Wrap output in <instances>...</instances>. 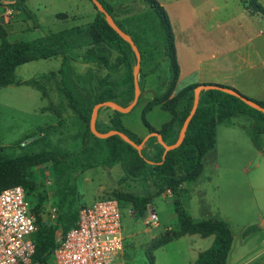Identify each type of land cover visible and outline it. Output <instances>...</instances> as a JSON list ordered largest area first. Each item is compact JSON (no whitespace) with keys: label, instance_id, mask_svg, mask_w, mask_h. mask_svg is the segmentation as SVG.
Wrapping results in <instances>:
<instances>
[{"label":"rangeland","instance_id":"1","mask_svg":"<svg viewBox=\"0 0 264 264\" xmlns=\"http://www.w3.org/2000/svg\"><path fill=\"white\" fill-rule=\"evenodd\" d=\"M156 1L165 4L164 10L171 23L179 54L178 64L182 75L176 92L195 82L216 84L207 82L219 80L221 73L215 70L212 61L207 62L206 55L212 49L220 51L224 29L235 31L237 24H241L240 32L233 40L243 44L238 52L239 55L244 53L243 58L248 50L245 44L250 46L248 37L257 45L264 39V36L254 39L257 32L264 30V23H253L245 14H241L237 10V0ZM124 4L128 10H113L112 16L114 14L113 18L139 46L137 49L142 58L138 80L142 90L150 73L158 72L148 79L150 88L143 90L136 106L129 113L121 115L123 125L144 139L149 133L141 121V113L152 97L161 98L164 95L170 78L169 63L163 59V34L153 11L139 0H124ZM213 7H216V11L210 10ZM229 13L235 16V20L226 19ZM60 14L75 16V19L69 18L64 22L56 18ZM95 15L96 11L89 0H0V26L11 43L31 42L47 33L82 26L91 23ZM225 21L223 26L221 22ZM74 42L80 46V54H83L84 46L89 41L76 38ZM111 55V64L117 67L108 78L117 82V87L111 89V95H126L122 106H127L133 98V92H127L133 84V73L116 63L118 53L112 52ZM236 56L231 55L230 59L235 60ZM252 57L259 58L253 54ZM237 65L245 70L241 61ZM60 66L59 58L21 65L16 68L14 77L28 83L0 89V147H4L1 153L3 157L14 158L41 151H54L63 156L80 150L82 130L78 126L82 122L67 107L64 96H59L57 82L48 80L51 73L57 75ZM74 72L79 78L87 79L86 87L92 93L96 91L97 82L107 74L104 68L95 65L87 69L78 66ZM254 77L250 85L262 92L263 97L258 93L251 100L264 103V85H259L264 75L257 72ZM178 109L183 117L187 109L186 100L180 103ZM112 114L111 109L101 108L97 125L109 124ZM169 119L170 114L159 109L146 115L148 123L156 127ZM257 128L263 129L264 122L256 119L253 113L236 116L218 125L215 148L203 157V170L199 178L155 197L141 218L135 217L130 203L122 201V264H194L197 253L210 248L212 237L202 239L192 235L155 249L160 241L174 233L175 209L183 210L196 222L219 220V217L227 220L236 236V245L241 238L242 228L247 225L252 224L250 229L256 230V234L264 238L261 224L257 221L259 216H264V131L258 132ZM178 131L179 127L176 126L174 134ZM33 139L38 140L30 142ZM173 143L174 139L168 145ZM143 154L157 160L159 149L150 142ZM76 166V160L72 159L66 163H46L27 172L28 179L33 183L29 197L34 205L39 206L38 228L44 235L53 231L55 239H58L71 224L74 213L99 197L124 193L144 196L151 184L150 180L143 183L130 180L119 182L123 176L119 166L94 168L81 174L75 172ZM53 209L55 211L51 212ZM150 210L158 218L156 227L145 224ZM52 215H56L57 219L53 220ZM261 252L262 249L257 251ZM150 257L153 258L151 262ZM228 264H264V259H229Z\"/></svg>","mask_w":264,"mask_h":264},{"label":"trees","instance_id":"2","mask_svg":"<svg viewBox=\"0 0 264 264\" xmlns=\"http://www.w3.org/2000/svg\"><path fill=\"white\" fill-rule=\"evenodd\" d=\"M98 1L105 11L109 15H112V6L105 0ZM140 1L145 3L153 11L159 22L164 38L163 56L169 63L170 70V78L164 95L161 98L155 96L146 104L141 113V121L149 134L156 133L161 135L163 142L168 144L172 139H174V142L177 140L183 122L193 105V91L198 84L186 86L173 95L179 76V65L177 62L174 35L168 15L156 0ZM93 8L96 11V16L92 23L68 31L47 33L42 38L31 42H9L6 32L0 26V89L12 84L19 85L14 78V72L17 67L34 61L60 57L61 66L58 73L60 76L61 93L67 101V107L80 118L84 125V131L81 136V148L76 153H66L60 156L54 151H41L34 154L9 158L1 155L4 147H0V192L16 186L23 187L31 203V211L36 217L37 225L39 223V206L34 205L29 197L28 192L33 187V183L27 177L29 169L50 162L66 163L72 159H75L77 162L75 172L78 174L99 167L111 169L119 166L123 173L119 182L130 180L132 182L143 183L150 180L151 184L149 189L144 196L124 193L103 197L116 199L121 209L122 201L130 203L133 207L135 217L141 218L155 197L166 191L178 188L184 182H195L199 178L203 170V157L215 148L216 127L219 123L249 113H253L256 119L263 120L264 122L263 113L247 106L240 99L220 91L209 90L200 92L196 113L187 127L182 144L178 148L167 152L164 158V149L158 143L156 137L149 138L144 143L140 152L125 143L118 136H112L106 139L95 137L89 127L93 107L105 101H112L122 106L123 99L126 97V95H111V89L117 87L116 81L108 80L109 74L114 73L111 71L117 68L114 64H111L112 52L118 53L115 59L116 63H120V65L126 67L131 73H133V68L136 64V56L130 45L125 43L109 27L104 15L97 11L94 5ZM251 8L264 16V9L256 3V0H252ZM24 10L26 11L25 7ZM27 14L29 15V13ZM58 18L65 17L59 16ZM114 21L123 30L115 19ZM125 33L128 34V32ZM76 38L84 39L86 42L89 41L84 46V55L80 54V52L74 53L73 51L74 49L79 50L80 47L74 42ZM140 55L142 58L141 53ZM72 60H81L85 63L102 67L107 71L106 76L97 82L94 93L89 90L90 88L87 89V79L84 77L79 78L72 71ZM141 88L142 86H140V90H142ZM227 88L236 91L231 87ZM127 92H133L134 96L133 84ZM236 92L239 93L238 91ZM239 94L247 98L241 93ZM185 100L187 102V109L185 115L182 117L178 106ZM252 101L264 108L263 102ZM155 106H161L163 110L169 112L171 115V119L163 124L159 130L154 129L146 120V114ZM121 115L113 111L109 124L98 126L96 122L97 131L106 133L111 130H116L127 135L134 143L140 144L142 139L123 126L120 120ZM176 126L179 127V131L174 134ZM256 130L263 132L264 128H257ZM150 142L156 144L159 149L157 160L147 158L143 154L146 146ZM80 208L74 213L71 218V224L65 228L63 233H66L75 226ZM174 213L176 216L174 233L169 238L160 241L155 246V249L184 236L197 235L201 238L213 237L212 245L207 250L198 254L195 264H227V257L232 246L233 236L225 222L217 219L196 222L183 210L175 209ZM250 230L253 229L251 228ZM33 240L36 246V260L48 263L56 247L54 232L50 231L44 235L38 228V232L34 235ZM149 260L151 262L153 258L150 257Z\"/></svg>","mask_w":264,"mask_h":264},{"label":"built area","instance_id":"3","mask_svg":"<svg viewBox=\"0 0 264 264\" xmlns=\"http://www.w3.org/2000/svg\"><path fill=\"white\" fill-rule=\"evenodd\" d=\"M121 218V207L114 198L99 197L83 206L75 226L56 239L52 256L45 263L35 258L33 237L38 225L23 187L5 189L0 192V264H122ZM52 219L57 216L52 215ZM145 224L158 226L153 210Z\"/></svg>","mask_w":264,"mask_h":264},{"label":"crops","instance_id":"4","mask_svg":"<svg viewBox=\"0 0 264 264\" xmlns=\"http://www.w3.org/2000/svg\"><path fill=\"white\" fill-rule=\"evenodd\" d=\"M105 1L110 6H112L113 10H115V11H117L119 8L126 10V11L128 10V9H126L127 5L124 4V0H105ZM251 2H252V0H237V4H238L237 10L239 12H242L241 14H245L247 16V18L253 23H258V24L264 23V16L259 14L258 12H256L255 10H253L251 8ZM158 3L165 9L164 3H162V2H158ZM256 3H258L264 9V0H256ZM143 4L146 5L145 3H143ZM221 8H223V7L221 6ZM217 9H219V7ZM210 10L216 11V7H213ZM17 12L20 13V11H17ZM59 16H63L65 18H58ZM95 16H94V18H95ZM112 17H115L114 14ZM56 18L61 20V21L66 22L67 20H69V18L75 19V16H67L66 14H60V15H57ZM94 18H93V20H94ZM226 19L228 21H233V20H235V16H233L232 13H229L226 16ZM225 23H226V21L221 22V24H223V26ZM88 24H90V23H88ZM85 25H87V24H85ZM240 25L241 24H237V27H236L237 31L231 30V28H230V30L224 29L222 31V34H221V37L224 40L221 43L222 45L220 47V51H215L212 49L211 52H209V55H206L207 62L210 63L212 61V66L213 67L215 66V70L218 73H221L219 80H215V82H207V83H216V84H220L221 86L231 87V88L235 89L236 91H239V93H241L242 95L247 96L250 99H253L254 97H256L254 94H258V93L260 94V97H263L262 92H259V90H254L250 84H252L253 80H255L254 79L255 73L259 72V73H262L264 75V56H262V53H264V39L260 42V44L257 45L256 43L253 44L252 39L250 37H248L247 41H248V44L250 46L247 47V45L245 44V48H248V50H246V52H245L246 58L245 57L243 58L242 55L244 53L240 54V55L238 54V52L242 49L243 44H237V42H234V40H233L237 36V34L240 32V27H241ZM82 26H84V25H82ZM78 27H81V26L61 30V31H58L56 33H59L62 31H68V30L75 29ZM162 34H163V32H162ZM173 35H174V33H173ZM205 35H207L206 30H205ZM262 36H264V30H260L259 32H257L254 36V39L257 40V38L262 37ZM133 42H135V41L133 40ZM163 43H164V38H163ZM134 44L136 45V47L139 48V46L137 45L136 42ZM174 44L176 46L175 36H174ZM175 50H176L177 62H179V54H178L176 47H175ZM73 51H74V53L80 52L79 50H76V49H74ZM162 53H163V47H162ZM234 54L238 55V56H236L237 59H235V60L230 59V56L234 55ZM252 54L254 56H258L259 58H253ZM58 58L61 59L60 57L53 58V59H58ZM163 59H164V56H163ZM240 61L244 65L246 71L245 70L243 71V69L237 65V63ZM91 65L92 64L85 63L83 61H73L72 60L71 68H72V71H75L78 68V66H79V68L84 67L85 69H87V68H90ZM158 69H159V67H158ZM157 73L158 72L150 73V75L146 78V84H145V88H143V90L150 88L148 79L150 78V76L156 75ZM56 74L57 75L54 76L51 73V76L48 77V80H50V81L53 80V81L57 82L56 91L58 92L59 96L63 97V94L61 93V90H60V84H59L60 76H59L58 72ZM181 75H182V70H181V67L179 66V76H178V80L176 82L175 88H176L178 82L180 81ZM55 78H58V80L56 81ZM15 81L18 82L19 85L28 83V81H19L16 79H15ZM168 81H167V84H168ZM202 83H205V82H195L192 84L203 85ZM192 84H189V85H192ZM262 84L264 85V79H262V81L260 80V82H259L260 87H262ZM175 88H174V93L176 94L177 92L175 91ZM143 90H141V94L143 93ZM152 99H153V97L149 101H151ZM255 101H257V100H255ZM146 104H145V106H146ZM155 109H159L161 111L167 112V111L163 110L161 106H155L152 110H155ZM150 112H148V113H150ZM167 113H169V112H167ZM170 119H171V115H170ZM231 119H229V120H231ZM120 120H121V117H120ZM168 121H166V122H168ZM226 121L227 120H224L223 122H226ZM62 122H63V120L61 122H59L60 123L59 127L62 125ZM166 122L161 123V125L159 127H156L154 125L152 127L156 130H159L161 128V126L163 124H165ZM223 122H221V123H223ZM121 123H122V120H121ZM221 123H219L218 125H220ZM218 125H217V127H218ZM82 126H83V123L81 125L79 124L78 127H79V129L82 130V134H83L84 127L82 128ZM217 127H216V130H217ZM137 137H139V136H137ZM139 138L142 139L141 137H139ZM37 140L38 139H33V140H30V142H35ZM218 219L222 220L223 222H225L228 225L229 229L231 230L232 236H233L232 246H231L230 252H229L228 257H227V264H228L229 259H264V238L260 237L258 234H256V232H255L256 230H250L249 231L252 224L244 226L242 228L241 233H240L241 238L236 245V242H235L236 236L233 233V230L231 228L230 223L227 220L222 219L220 217ZM257 221L259 224H261L260 229H262V231L264 232V216L263 215L259 216ZM208 238L209 237H207L205 239H208ZM202 239H204V238H202ZM212 242H213V240H212ZM260 249H262L261 254L257 253V251H259ZM199 253L200 252L197 253V256ZM197 256H196V259H197ZM196 259L194 260V264H195Z\"/></svg>","mask_w":264,"mask_h":264},{"label":"water","instance_id":"5","mask_svg":"<svg viewBox=\"0 0 264 264\" xmlns=\"http://www.w3.org/2000/svg\"><path fill=\"white\" fill-rule=\"evenodd\" d=\"M91 3L96 7L97 11H99L100 13H102L105 17V21L106 23L109 25V27L128 45H130L132 51L134 52L135 56H136V64L133 68V86H134V96H133V100L132 102L127 105L126 107H123L115 102L112 101H105L102 103H98L96 104L93 109H92V113H91V117H90V131L91 133L99 138V139H106L112 136H118L120 137L125 143L129 144L130 146H132L133 148H135L138 152L141 151L144 143L151 137H156L158 143L163 147L164 149V154H163V158L165 156V154L169 151H172L176 148H178L184 138H185V134H186V130L187 127L191 121V119L193 118L194 114L196 113L197 107H198V103H199V96H200V92L201 91H209V90H216V91H220L223 93H226L228 95H231L233 97H236L238 99H240L243 103H245L247 106L251 107L252 109H255L261 113L264 114V108L261 107L258 103L252 101L249 98H245L242 97L239 93H237L236 91L227 88V87H222L219 85H215V84H203V85H198L194 91H193V105L191 107V110L188 114V116L186 117V119L183 122V125L181 127V130L179 132L178 138L177 140L173 143V144H166L163 142L161 135L156 134V133H151L148 134L147 137H145L144 139H142L140 144H136L134 143L127 135L116 131V130H111L108 131L106 133H100L97 131L96 129V121H97V117H98V112L101 108H109L112 111H116L120 114H127L129 113L138 103L140 95H141V90H140V86H139V80H138V72H139V68H140V63H141V55L140 52L138 51L136 45L134 44L132 38L125 33L123 30H121L115 23L112 15H109L105 9L103 8V6L100 4V2L98 0H90Z\"/></svg>","mask_w":264,"mask_h":264}]
</instances>
